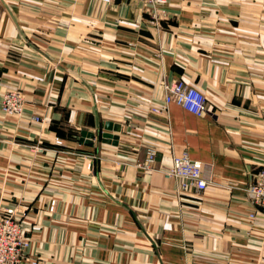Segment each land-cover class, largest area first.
Here are the masks:
<instances>
[{"label": "crops", "instance_id": "crops-1", "mask_svg": "<svg viewBox=\"0 0 264 264\" xmlns=\"http://www.w3.org/2000/svg\"><path fill=\"white\" fill-rule=\"evenodd\" d=\"M166 7L156 21L141 0H0V210L30 238L20 264H264L248 190L264 166V0ZM175 79L205 113L152 114ZM11 90L20 115L1 109ZM184 153L209 170L201 194L165 173Z\"/></svg>", "mask_w": 264, "mask_h": 264}, {"label": "built area", "instance_id": "built-area-1", "mask_svg": "<svg viewBox=\"0 0 264 264\" xmlns=\"http://www.w3.org/2000/svg\"><path fill=\"white\" fill-rule=\"evenodd\" d=\"M111 2L112 0H103ZM150 9L154 20L158 21L169 16L166 4L168 0H141ZM163 103L151 109L152 114L162 115L168 106L176 103L186 110L202 115L207 110L206 96L198 87L189 84L185 80L175 79L165 86ZM26 104L24 94L19 90L7 92L3 98L2 109L6 113L21 114ZM40 120L41 117H36ZM59 140V139H58ZM157 151L153 148L147 150L144 168H155ZM166 175L176 177L180 181V189L183 192L193 190L201 194L210 184V174L207 166L199 161L191 159L186 153L172 158V166L165 171ZM248 190L253 195V201L257 209H264V166L258 170L255 180L249 185ZM55 201L51 202L50 210H54ZM254 217L255 214H250ZM30 247V238L22 221L16 215V210L7 208L0 210V264H20L27 256Z\"/></svg>", "mask_w": 264, "mask_h": 264}, {"label": "water", "instance_id": "water-1", "mask_svg": "<svg viewBox=\"0 0 264 264\" xmlns=\"http://www.w3.org/2000/svg\"><path fill=\"white\" fill-rule=\"evenodd\" d=\"M107 127L109 128V129H111L112 127H111V124H108L107 125ZM119 126H117V128H118ZM119 129H120V127H119ZM82 136H84V137H86L87 139H86V141H85V144H89V145H93L94 143H93V139H94V133H92V132H88V131H83L82 132ZM104 136L105 137H107V136H110V134H104ZM115 138H117V137H115ZM104 141H106V140H104ZM108 141V140H107Z\"/></svg>", "mask_w": 264, "mask_h": 264}, {"label": "bare ground", "instance_id": "bare-ground-1", "mask_svg": "<svg viewBox=\"0 0 264 264\" xmlns=\"http://www.w3.org/2000/svg\"><path fill=\"white\" fill-rule=\"evenodd\" d=\"M9 92V91H8ZM7 93V92H6ZM5 93V94H6ZM5 94L3 95V97H2V103H3V98H4V96H5ZM26 101V100H25ZM2 103H1V109H2ZM24 108H25V106H24ZM2 111H3V109H2ZM24 111V110H23ZM4 112V111H3ZM5 114H9V115H20V114H12V113H6V112H4ZM22 114V113H21ZM154 149V148H153ZM174 178H176V177H174ZM177 179V178H176ZM178 180V179H177ZM178 182H179V187H180V181L178 180Z\"/></svg>", "mask_w": 264, "mask_h": 264}, {"label": "trees", "instance_id": "trees-1", "mask_svg": "<svg viewBox=\"0 0 264 264\" xmlns=\"http://www.w3.org/2000/svg\"><path fill=\"white\" fill-rule=\"evenodd\" d=\"M59 133H61V130H59Z\"/></svg>", "mask_w": 264, "mask_h": 264}]
</instances>
